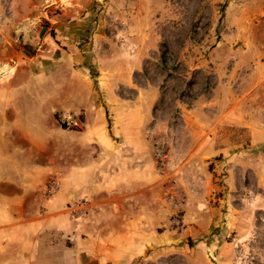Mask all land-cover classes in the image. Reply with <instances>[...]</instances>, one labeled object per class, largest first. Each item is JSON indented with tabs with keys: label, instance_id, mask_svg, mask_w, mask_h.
Returning a JSON list of instances; mask_svg holds the SVG:
<instances>
[{
	"label": "rangeland",
	"instance_id": "rangeland-1",
	"mask_svg": "<svg viewBox=\"0 0 264 264\" xmlns=\"http://www.w3.org/2000/svg\"><path fill=\"white\" fill-rule=\"evenodd\" d=\"M25 1L0 4V15L32 17V43L18 48L49 55L52 66L72 63L94 92L91 107L84 99L80 113L52 116L60 149L67 132L83 134V163L99 184L82 199V217L103 208L112 187L115 196L137 192L127 205L148 215L147 252L118 264H264V214L243 198L234 211L224 205L213 172L221 155L210 157L192 121L215 114L224 89L264 79V0ZM60 72L47 77V94L64 84ZM76 264L111 263L86 255Z\"/></svg>",
	"mask_w": 264,
	"mask_h": 264
},
{
	"label": "crops",
	"instance_id": "crops-1",
	"mask_svg": "<svg viewBox=\"0 0 264 264\" xmlns=\"http://www.w3.org/2000/svg\"><path fill=\"white\" fill-rule=\"evenodd\" d=\"M33 4L24 2L27 9ZM11 11L0 15V264H76L86 255L111 264L140 258L149 246L148 215L127 205L138 193L115 196L112 187L105 209L97 208L93 219L82 217V199L93 195L99 184L90 177L91 163H83V134L67 132L71 143L60 149L52 122L58 111L80 113L84 99L91 107L92 86L72 63L52 66L49 55L19 49L21 42L32 43L33 20ZM59 71L64 84L54 95L47 94L55 86L47 77ZM243 86L237 93L224 89L226 95L213 102L217 112L193 113L192 121L202 124L210 157L221 155L213 172L222 182L224 205L234 211V200L243 198L253 212L264 214V105H259L264 79ZM32 90L42 96L36 98ZM27 99L41 105L31 110ZM217 135L220 142L215 145ZM88 232L90 239H84Z\"/></svg>",
	"mask_w": 264,
	"mask_h": 264
},
{
	"label": "built area",
	"instance_id": "built-area-1",
	"mask_svg": "<svg viewBox=\"0 0 264 264\" xmlns=\"http://www.w3.org/2000/svg\"><path fill=\"white\" fill-rule=\"evenodd\" d=\"M55 186H56V185H55L54 183L51 184V188H52L53 190L55 189Z\"/></svg>",
	"mask_w": 264,
	"mask_h": 264
},
{
	"label": "water",
	"instance_id": "water-1",
	"mask_svg": "<svg viewBox=\"0 0 264 264\" xmlns=\"http://www.w3.org/2000/svg\"><path fill=\"white\" fill-rule=\"evenodd\" d=\"M42 35V32L40 33V36Z\"/></svg>",
	"mask_w": 264,
	"mask_h": 264
}]
</instances>
